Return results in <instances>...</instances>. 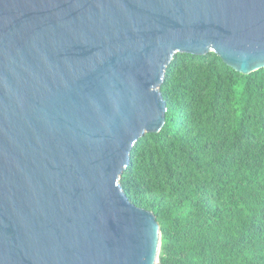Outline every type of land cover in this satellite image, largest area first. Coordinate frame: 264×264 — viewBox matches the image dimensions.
I'll return each mask as SVG.
<instances>
[{
	"label": "water",
	"instance_id": "water-1",
	"mask_svg": "<svg viewBox=\"0 0 264 264\" xmlns=\"http://www.w3.org/2000/svg\"><path fill=\"white\" fill-rule=\"evenodd\" d=\"M264 68V0H0V264H159L120 178L176 53Z\"/></svg>",
	"mask_w": 264,
	"mask_h": 264
},
{
	"label": "trees",
	"instance_id": "trees-1",
	"mask_svg": "<svg viewBox=\"0 0 264 264\" xmlns=\"http://www.w3.org/2000/svg\"><path fill=\"white\" fill-rule=\"evenodd\" d=\"M160 89L166 123L120 178L157 217L159 264H264V68L176 53Z\"/></svg>",
	"mask_w": 264,
	"mask_h": 264
}]
</instances>
